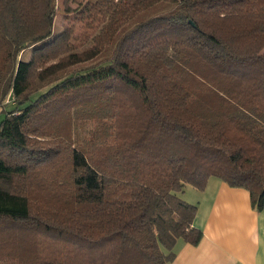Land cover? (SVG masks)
Listing matches in <instances>:
<instances>
[{
	"label": "trees",
	"instance_id": "trees-1",
	"mask_svg": "<svg viewBox=\"0 0 264 264\" xmlns=\"http://www.w3.org/2000/svg\"><path fill=\"white\" fill-rule=\"evenodd\" d=\"M62 5L80 37L57 0H0V264H168L212 177L262 211L264 0Z\"/></svg>",
	"mask_w": 264,
	"mask_h": 264
},
{
	"label": "crops",
	"instance_id": "crops-1",
	"mask_svg": "<svg viewBox=\"0 0 264 264\" xmlns=\"http://www.w3.org/2000/svg\"><path fill=\"white\" fill-rule=\"evenodd\" d=\"M192 195L187 203L197 207L194 226L203 237L197 246L178 239L168 264H264V208H252L247 190L212 177Z\"/></svg>",
	"mask_w": 264,
	"mask_h": 264
},
{
	"label": "rangeland",
	"instance_id": "rangeland-1",
	"mask_svg": "<svg viewBox=\"0 0 264 264\" xmlns=\"http://www.w3.org/2000/svg\"><path fill=\"white\" fill-rule=\"evenodd\" d=\"M70 9H75L77 7V3L75 2H70L69 4ZM171 7L167 3H160L156 4L147 10H144L138 14H136L134 17H132L130 20H128L118 31L117 37L122 35L124 32L129 30L131 27L161 13L164 11H167V9ZM74 25V36L80 37L82 33L84 32V28L81 26L80 23L77 22L76 16L72 13L66 12L62 5V0H57V16L55 17L54 20V33H58L62 30L64 27L72 26ZM87 44L86 46H88ZM111 53V50H106L101 57L108 56ZM28 51H26L23 54V58L26 59L28 57ZM98 59V58H97ZM96 59V60H97ZM14 106V105H13ZM10 108V107H9ZM12 109V108H10ZM192 192H195V190L191 186H186L184 188V191L182 194H180V198L183 201L193 203L195 201L194 196L192 195Z\"/></svg>",
	"mask_w": 264,
	"mask_h": 264
},
{
	"label": "built area",
	"instance_id": "built-area-1",
	"mask_svg": "<svg viewBox=\"0 0 264 264\" xmlns=\"http://www.w3.org/2000/svg\"><path fill=\"white\" fill-rule=\"evenodd\" d=\"M9 98H10V99H9V101H11V100L13 101V100H14V98H13L12 96H11V97H9ZM7 102H8V101H7Z\"/></svg>",
	"mask_w": 264,
	"mask_h": 264
}]
</instances>
